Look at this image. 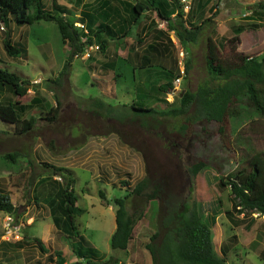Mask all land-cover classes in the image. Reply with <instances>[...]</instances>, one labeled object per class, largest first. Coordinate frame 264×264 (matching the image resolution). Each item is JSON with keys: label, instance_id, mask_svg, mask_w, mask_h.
Returning <instances> with one entry per match:
<instances>
[{"label": "rangeland", "instance_id": "1", "mask_svg": "<svg viewBox=\"0 0 264 264\" xmlns=\"http://www.w3.org/2000/svg\"><path fill=\"white\" fill-rule=\"evenodd\" d=\"M96 1L79 0L75 5V0H59V3L67 8L65 18L73 23L81 20V17L74 18L78 10L75 7L83 2L94 5ZM183 1H180L183 13L190 10L194 13L197 0ZM256 1L258 0H209L204 16L200 19L196 17L193 26L212 16L210 7L216 13H213L214 18L194 44H182L175 32L169 31L164 40L167 43L164 42V46L168 49L165 63L170 66L169 69L152 62L150 67L136 69L135 73L130 65V62H134L133 56L120 53V48L124 50L129 42L121 40L115 43L106 40L110 44L104 52H89V56L99 61H89L90 57L85 56L86 51L85 55L75 56L71 62L69 77L58 87L50 83L53 91H49L44 84L58 76L70 54V46L62 44L56 24L41 21L17 26L10 21L5 26L0 22V69L14 72L31 84L40 80L28 87L27 95L21 99V103L28 104L32 98H37L41 99L39 106H43L31 105L20 116L21 120H28L31 116L37 119L27 134L17 135L14 125L0 120V192L9 193L11 202L18 209L17 217H11L12 225L17 229L10 226V220L4 230L9 226L11 231L6 232V235L2 233L8 215L0 213V264H50L47 257L54 258L57 252L62 253L67 264L81 261L70 247L72 241H66L55 229L47 207L56 198L55 194L59 190L56 183L63 182V178L49 175L42 163L62 166L72 171L76 206L83 210V214L76 218V224L90 247L98 252L100 260H106L112 254L109 240L115 229V209L107 201L126 196L128 214L142 210L126 252L119 254L118 264H152L146 245L152 243L151 236L160 229L162 216L167 214L163 201L168 202V198L172 197L177 208L191 206L196 202L200 204L204 214L219 211L218 223L214 226L211 238L216 254L225 264H264L263 218L258 214L240 213L238 208H234L230 188L220 187L215 182L217 177L226 180L230 173L244 165L247 158L264 150V125L261 119L249 116L251 122H248V118L244 116H227L221 124L207 122L194 113L196 107L192 103L186 114L176 117L155 115L147 120V125L143 128L140 126L143 118L140 117L139 121L132 120L129 114L123 123L109 117L101 118L93 113L90 102L92 98L100 97L92 82L107 92L102 99L113 107V114L121 113V104L129 105L135 101L159 110L170 109L178 104L182 91L195 94L201 86L211 83L212 87L214 83H208L210 79L205 61L206 37H212L216 42L222 60L230 61L231 57L237 58L241 54L249 57L264 54V20L259 23L251 14V9L256 8L252 7ZM43 3L47 10H52L51 0H43ZM256 10L260 12L259 8ZM176 15L175 13L170 17V22L176 19ZM145 17L139 20L138 26H134L130 42L150 53L152 51L150 48L148 50L147 45L157 43H147L151 42L154 31L160 28L159 31L163 32L162 28H167L166 22L155 15L159 25L155 23V27L150 30L152 35L147 39L149 33L143 37L144 31H140L142 26L149 23L147 20L150 17ZM92 18L94 23L96 20L94 16ZM231 23L244 25L245 28L234 33ZM184 25L188 29L192 28L186 18ZM82 26L80 34L85 41L87 37L83 34H88L91 26L87 22ZM8 31L11 32L12 42H20L26 46V57L10 58L5 54L2 40ZM138 34L140 40L146 43L139 44L135 40ZM88 36L91 37L90 34ZM113 44L117 45L115 55L112 51ZM92 46L99 44L94 42ZM128 50L130 49L125 52ZM113 60L117 63L115 70H112ZM187 62L189 71L182 77L181 69L185 68ZM93 63H110V67L106 69L100 67L101 74L105 75L100 81L94 80V73H91L93 77L89 79L83 75L84 71H89L87 65ZM177 77H182V80L176 93L173 88ZM165 79H172L171 91L149 98L148 92L153 91L150 88L164 83ZM136 88H139V97L135 96ZM55 96L60 106L56 122L50 123L47 121V111L50 106H55ZM7 100L13 101V97L8 92H0V101ZM183 126L185 130H182ZM219 127L223 131L220 132ZM14 151L20 155L19 158L13 164L6 163L5 155ZM197 162H203L206 167L193 177L189 169ZM145 176L150 179H167L164 180L167 188L163 201L143 205L145 198L133 193V188ZM100 190L103 191L105 200L99 198ZM225 213L228 217L224 216ZM229 216L236 218L233 221L236 227H233L232 222L231 226L228 224ZM235 233L237 236H234ZM34 238L42 241L47 249L46 254L39 253L32 242ZM20 241L21 248L1 244ZM156 242L158 239L154 241ZM225 246L226 256L223 253Z\"/></svg>", "mask_w": 264, "mask_h": 264}, {"label": "trees", "instance_id": "2", "mask_svg": "<svg viewBox=\"0 0 264 264\" xmlns=\"http://www.w3.org/2000/svg\"><path fill=\"white\" fill-rule=\"evenodd\" d=\"M57 1L51 0L52 10H47L43 0H0V22L5 26L10 21H13L17 26L41 21L54 22L62 44L70 46L68 60L64 63L58 76L47 80L44 84L49 91H53L50 83L58 87L65 78L69 77L74 57L82 56L85 50L95 42V39L99 44V50L104 52L107 48L106 40L115 43L124 40L128 33L130 36L132 28L139 25V20L145 16L148 19V14L154 13L159 20L165 21L167 31L175 32L177 39L182 44L188 45L197 42L203 29L214 18L213 13H216L213 12V7H210L212 16L201 20L199 25L194 27L195 18H202L205 14V4L198 3L194 13L193 10H190L184 14L182 4H180L181 0H98L99 3L94 5L98 10L94 12L97 24L94 25L96 23L94 22L91 25L90 18L92 16L90 13L85 16L89 19L88 25L91 28L88 30L91 37L88 36L89 33L83 34L84 37H87L83 41L80 30L73 25L74 22L65 18L67 8L59 5ZM256 8H259L261 13ZM256 8H252L251 14L257 15L261 21L264 20V4L259 3ZM175 13L177 14L176 19L170 22V17ZM185 18L192 26L191 29L185 27ZM232 25L231 29L234 33H239L245 28L244 25L231 23ZM10 33L8 31L2 40V49L5 54L10 58L26 57V46L20 42H12ZM140 39V34H138V38L135 40L141 43ZM206 41V69L210 79L208 83H214L212 87H210L211 83L208 86H201L195 94L185 91V94H181L179 97L178 104L170 109L159 110L152 106L146 107L135 101L129 105L121 104V113L119 114H113V107L102 99L92 98L90 102L93 113L101 118L109 117L115 121L118 120L120 123L125 121L124 118L128 114L131 115L132 120L136 121H139L141 117L143 123L140 126L145 128L147 120L154 118L155 115L159 117L180 116L186 114L188 106L193 103L196 107L194 113L207 122L221 124L227 116H244V118H248V122H251L249 116H252L261 119L264 125V54L258 57L241 54L237 58L231 57L230 61L222 60L213 38L206 37ZM89 57L88 60L92 61L93 57L91 55ZM108 67H110V63L102 68ZM112 70H115L113 64ZM185 70L189 71L188 62ZM27 85L33 86L30 82L22 80L18 74L0 69V92H8L13 97V101H0V120L14 125L17 135L27 134L37 121L33 116L28 120L19 119L23 112L31 105L43 107L39 106L41 99L37 98H32L28 104L21 103V99L27 95ZM171 89L172 79H165L164 83L150 88L153 91L148 92L149 98L155 94L168 93ZM59 106L60 102L55 96V106H50L47 111V121L50 123L56 122ZM187 120L189 121V119ZM252 123L254 122L252 121ZM183 129L186 128L183 126ZM219 131H223L222 127H219ZM19 156L14 151L7 153L4 160L6 163L13 164ZM41 165L48 169L49 175L63 178L64 183H56L59 190L55 194L56 198L51 200L53 203L51 205L49 203L47 207H49L55 229L66 241H72L70 247L76 257L81 259V261L68 264L120 263L119 254L126 252L136 221L142 216V210L140 209L139 213L128 214L126 196L107 201V204L114 206L112 208L115 209V229L109 240L112 254L108 259L100 260V255L90 247L87 239L80 234L76 224V218L83 214V210L76 206V196L72 190V185L75 183L72 171L49 163ZM204 167L206 165L203 162H197L193 164L189 172L195 177ZM164 180L150 179L145 176L133 188V193L145 198L143 205L152 201H163L167 188L164 184L167 179ZM215 182H218L220 187L230 188L234 208H238L240 213L258 214L264 217V151L255 152L247 158L244 165L230 173L226 180L217 177ZM98 196L105 200L103 191H98ZM173 201L172 197L168 198V202L163 201L167 214L162 216L160 229L151 236L152 243L146 245L152 264H225V261L216 254L211 238L212 228L220 214L219 211H213L212 214L207 215L202 212L199 203L195 202L191 206L183 205V207L177 208ZM17 210V207L11 202L9 193L0 192V213L17 217ZM157 239L158 242L154 243ZM32 242L35 243L39 253L43 255L47 253V249L40 239L34 238ZM54 258L47 257L48 263L67 264L61 252H57Z\"/></svg>", "mask_w": 264, "mask_h": 264}, {"label": "crops", "instance_id": "3", "mask_svg": "<svg viewBox=\"0 0 264 264\" xmlns=\"http://www.w3.org/2000/svg\"><path fill=\"white\" fill-rule=\"evenodd\" d=\"M78 2H79V0H75V5H77L78 4ZM264 2V0H258V1H256V3L252 6V7H256L257 6V4H259V3H262V4H264L263 3ZM57 3L60 5L61 3H59V0L57 1ZM97 3H99V1L97 0L96 2H95V4H97ZM198 3H201L200 2V0H197V4ZM209 3V0H203V2L201 3V4H205V5H207ZM94 4V5H95ZM94 5H92V4H87V3H85V2H83V3H81V5L80 6H78V7H75V8H78V10H76L77 12H75V15H74V18H80L81 20L79 21V23H81V24H84L85 22H89V19L88 18H85V16L88 14V13H90L91 14V16H94V18L96 19V17H95V15H94V12L95 11H98V10H96V7L94 6ZM73 8H74V6H72ZM251 11H252V9H251ZM259 13H261V12H259ZM254 16V17H253ZM253 18L255 19V20H257V22H261V20H260V18L259 17H257V15H254L253 14ZM149 19L147 20L149 23H148V25H146V26H142V27H144V29H141V31H144V33L145 34H143V37H146V33H149V35H148V37H147V39H150V37H151V35H152V32H150V30L151 29H153L154 27H155V23L157 24V25H159V22H158V20L156 19V17H155V14L153 13V14H150L149 15ZM84 18V20H82ZM145 19H147V17H145ZM200 19V18H199ZM90 20H91V22L93 23V18L91 17L90 18ZM96 23H97V21H95ZM134 28V27H133ZM133 28H132V31H133ZM159 30H161L160 28H158ZM154 31L155 32V34H153L152 35V37H151V42H147V43H152V44H154V42L156 41L157 43L156 44H154V45H147V48H148V50H149V48H150V50L152 51V52H150V53H147V52H144V50L143 49H140V47L141 46H139V48L137 47V45L136 44H132L130 41H131V39H133V32L131 31V34H130V36H129V33H128V36L124 39V40H122V41H125L126 43L127 42H129V46L128 47H126L124 50H122V48H120V53L121 54H123L124 53V55H132L133 56V60H134V62H130V65H131V68H133L134 69V72L136 73V69H140V68H143V67H147V66H151V63L152 62H156V63H159L158 65H161V67H163L164 69H169L170 68V66L168 65L167 66V63H165V55H166V51L168 50L165 46H164V40H166V36H167V33H170L169 31H167L165 28L163 29L162 28V30H164L163 32L162 31ZM89 31V30H88ZM173 32V31H172ZM137 33V32H136ZM174 33V32H173ZM90 34V33H89ZM95 39V38H94ZM95 42H96V39H95ZM94 43V42H93ZM142 43H146V42H142ZM108 44H110V43H108ZM107 44V49H108V45ZM140 44V43H139ZM165 44H167L166 42H165ZM144 45H146V44H144ZM117 45L116 44H113V48H112V51H113V54L115 55L116 53H117V48H115ZM133 48V49H132ZM142 48V47H141ZM153 48H155V49H153ZM126 49H130V50H128V51H126L125 52V50ZM138 50H140V51H138ZM154 50V51H153ZM148 54H153L152 56H149ZM94 57H96V56H94ZM125 58V57H124ZM148 59V60H147ZM92 61H99L98 59H92ZM124 61L122 60L121 61V63H123ZM112 64H113V66H115V67H117V63L116 62H114V60L112 61ZM107 64H99V63H93V64H88L87 66H88V68H89V71H84V74L83 75H85V76H87L88 77V79L89 78H91V77H93L92 75H91V73H94V80L95 81H100V79H101V77H105V75H103V74H101V69H100V67L102 68L103 66H106ZM38 81H40V80H38ZM92 84L96 87V89L99 91V94H100V97H97V98H100V99H102L103 98V96H105V95H107V92L105 91V89L103 88L102 90L101 89H99L98 88V86H97V84H94L93 82H92ZM138 91H139V88H136L135 89V96H137V97H139V94H138ZM103 100V99H102ZM104 101V100H103ZM105 102V101H104ZM134 103V102H133ZM264 151V150H263ZM254 215V214H253ZM224 216H227L228 217V215H224ZM261 218H263V220H264V217H261ZM217 219H218V217L216 218V223L215 224H217L218 223V221H217ZM235 220H236V218H234ZM234 219L233 218H231L230 216H229V218H227V222H228V224L231 226V222H232V224H233V221H234ZM235 224H239V223H235ZM215 226V225H214ZM214 226H213V228H212V231L214 230ZM233 227H236V226H234V224H233ZM232 227V228H233ZM233 230V229H232ZM237 232V231H236ZM22 235V234H21ZM234 235V234H233ZM23 236V235H22ZM232 236V235H231ZM234 236H237L236 235V233H235V235ZM213 241V240H212ZM229 241V239L227 240V242ZM20 243H22L21 241L18 243V242H14V243H11V244H7V243H3V242H1V244H3L4 246H6V247H12V248H21L20 246H22ZM214 244V243H213ZM227 252V247L225 246L224 247V250H223V253L225 254V256H226V253ZM220 255L221 256H223V254L220 252Z\"/></svg>", "mask_w": 264, "mask_h": 264}, {"label": "clouds", "instance_id": "4", "mask_svg": "<svg viewBox=\"0 0 264 264\" xmlns=\"http://www.w3.org/2000/svg\"><path fill=\"white\" fill-rule=\"evenodd\" d=\"M75 24H76L77 26H76ZM73 25H74V27L78 28L79 30H80L81 28H83V26H82L83 24L81 25V23H79V22H74ZM80 26H82V27H80ZM88 32H89V31H88ZM90 46L92 47V45H90ZM90 46H89V47H90ZM89 47H88V48H89ZM98 47H99V46H98ZM88 48H87V49H88ZM87 49H86V50H87ZM94 52H96V51H94ZM92 53H93V52H92ZM87 58H88V57H87ZM185 72H186L185 68H184V69H181L182 77L184 76ZM182 77H177L176 79L180 78V81H181V80H182ZM22 80H24V79H22ZM25 81H26V80H25ZM175 81H176V80H175ZM175 81H174L173 92H176V90L178 89V86H179V84H180V82H179V83L176 85V84H175ZM32 82H33V81H32ZM37 82H40V81H35L33 84H35V83H37ZM30 84H31V83H30ZM33 84H32V85H33ZM175 85H176V86H175ZM28 87H30V86L27 85V89H28ZM28 90H29V89H28ZM27 92H28V91H27ZM177 92H178V91H177ZM177 92H176V93H177ZM182 94H185V92L182 91ZM7 218H11V217L8 216ZM7 218H6V221H7ZM11 220H12V218H11ZM12 222H13V221H12ZM6 224H7V222L4 224V227H3V233H2L3 235H6V234H4V233H5V230H4V229H5V225H6ZM10 226H11L12 228L17 229L16 227L12 226V223L10 224ZM20 235H21V233H20Z\"/></svg>", "mask_w": 264, "mask_h": 264}, {"label": "built area", "instance_id": "5", "mask_svg": "<svg viewBox=\"0 0 264 264\" xmlns=\"http://www.w3.org/2000/svg\"><path fill=\"white\" fill-rule=\"evenodd\" d=\"M183 1V0H182ZM183 2H185V1H183ZM76 25V24H75ZM77 26V25H76ZM80 27H82V26H80ZM96 51V50H99V47L98 46H90L89 48H88V50H85L86 52V55H85V53H84V55L85 56H87V57H89V52L90 51ZM180 82V78H178V79H176V81H175V84L177 85L178 83ZM175 85V86H176ZM11 220V218H7V224H8V222ZM12 221V220H11ZM6 224V225H7ZM11 231V229L9 228V226L6 228V230H5V233L4 234H6V232H10Z\"/></svg>", "mask_w": 264, "mask_h": 264}]
</instances>
